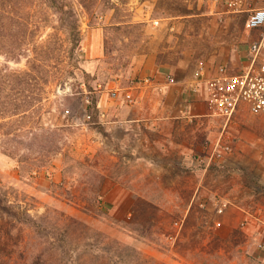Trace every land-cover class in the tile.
<instances>
[{"label": "rangeland", "instance_id": "374dc122", "mask_svg": "<svg viewBox=\"0 0 264 264\" xmlns=\"http://www.w3.org/2000/svg\"><path fill=\"white\" fill-rule=\"evenodd\" d=\"M228 1H58L75 9L80 29L70 72L60 78L54 69L26 116L0 119V264L11 252L23 264H103L97 239L130 245L150 264H264V115L244 111L227 124L208 109L207 145L180 153L145 121L129 120L141 103L124 97L134 84L137 98L154 90L145 78H156L157 66H168L165 81L187 84L233 46L245 50L249 8L264 0H246L242 12ZM15 2L22 18L13 31L29 23L33 35L22 46L30 56L75 46L67 14L46 0ZM11 26L0 21V68L24 69L26 55L4 53L18 45ZM145 133L156 141H143ZM220 139L232 151L210 162ZM199 183L219 192H197Z\"/></svg>", "mask_w": 264, "mask_h": 264}, {"label": "trees", "instance_id": "16d2710c", "mask_svg": "<svg viewBox=\"0 0 264 264\" xmlns=\"http://www.w3.org/2000/svg\"><path fill=\"white\" fill-rule=\"evenodd\" d=\"M54 5L57 9V13L67 14L70 21L67 25V29L72 38V42L75 44L69 50H54L51 55H46L49 51L46 48L37 49L35 51L37 54L33 57L28 54L29 47L22 46L24 42L28 40L33 35L31 31V26L26 22L22 26L21 31L18 33L13 31V27L21 23L19 18L21 15L17 14L15 8V0H6L1 2L0 5V21L8 19L11 22V27L9 29V36L18 42L13 48L6 50L4 53L8 57L16 59L20 55H26L28 57L27 67L24 69L13 70L8 67L5 69L0 68V119L2 117H11L14 115H24L26 116L29 111L35 106L36 103L41 102L47 91V86L52 81L55 73L54 69L57 70L56 74L59 72L60 78L64 74L70 72L69 66L71 62L69 59L74 57L76 54V48L78 46L77 42L80 43V29L77 21L76 11L74 8L65 9L63 5L59 4V0H46ZM29 4H26V9ZM65 6V5H64ZM63 16H61L62 18ZM1 35V34H0ZM57 51V54L54 53ZM50 53V52H49ZM54 55V56H53ZM56 57L57 62H51L50 58ZM66 63L60 66L61 62ZM55 63H58L55 64ZM61 70V71H60ZM10 80L15 81V85L10 84ZM11 85L8 87L7 85ZM1 125V121H0ZM105 177L102 175L100 178L101 184ZM101 185L96 191L97 195L100 191ZM97 248L99 251L108 254V259H101L100 263L103 264H150L148 260L141 262L142 256L138 253V250L130 245L124 244H102L100 239H97ZM22 246V242L19 244V248ZM93 247V244H92ZM93 250V249H92ZM35 258V257H34ZM2 264H23L20 260L18 254L11 252L10 254L1 256ZM37 263V262H36ZM40 263V261H38ZM25 264V263H24Z\"/></svg>", "mask_w": 264, "mask_h": 264}, {"label": "built area", "instance_id": "2783aa9c", "mask_svg": "<svg viewBox=\"0 0 264 264\" xmlns=\"http://www.w3.org/2000/svg\"><path fill=\"white\" fill-rule=\"evenodd\" d=\"M229 6L238 12L247 10L246 0H229ZM249 15L246 25L249 29L258 31L255 37L248 45V59L240 68H233L229 63H220L216 71L201 72V76L194 78L188 87L194 93L201 92L204 87L207 98L212 110V114L222 117L228 124L233 121L238 113L248 112L255 115H264V5L249 8ZM146 84L152 85L159 92H164L166 86L177 83L175 76L170 75L166 82L155 81L153 77L145 78ZM132 85L125 92V100L129 104H137L139 99L134 96ZM118 91L113 92L118 96ZM105 115V112L102 113ZM232 151V145L217 141L213 157L220 159L227 152ZM209 157V156H208ZM206 160L205 157L202 158ZM220 206L225 208L229 206L230 201L219 199ZM260 247L264 248V242Z\"/></svg>", "mask_w": 264, "mask_h": 264}, {"label": "crops", "instance_id": "0c3cea01", "mask_svg": "<svg viewBox=\"0 0 264 264\" xmlns=\"http://www.w3.org/2000/svg\"><path fill=\"white\" fill-rule=\"evenodd\" d=\"M258 33V31L253 32L249 43L258 36ZM231 49L234 53L227 60L220 63H229L233 68H240L248 59V47L244 50V48L240 49L233 46ZM217 65L212 67L210 72L216 71ZM167 67L157 66L155 81L166 82ZM190 85V82H187V84H171L166 86L164 92H159L156 88H154L155 91L150 88L147 92V86L144 87L140 94L142 96L138 97L141 104L138 105L136 110L137 117L134 115L129 120L141 119L143 122L145 121L144 125L151 127L150 133L163 135L162 137L166 141L175 142V146L180 149V153H191L192 151L197 152L199 149L201 150L202 147L207 145V140L202 138V134L205 135L209 128V126L205 125V120L202 117H205L208 109L211 108L204 87H202L201 92L194 93L192 90H189L188 87ZM167 123L172 125V128ZM174 125H176V128ZM128 135L129 133L126 136L128 137ZM130 136L134 138L132 135ZM141 138L143 141L151 144L156 141V136H150L146 133ZM198 190L219 192V190L203 183L198 184L197 192ZM221 198L227 199V197L222 195ZM238 207L244 211H248L239 205ZM263 210L262 208L260 209V211Z\"/></svg>", "mask_w": 264, "mask_h": 264}]
</instances>
